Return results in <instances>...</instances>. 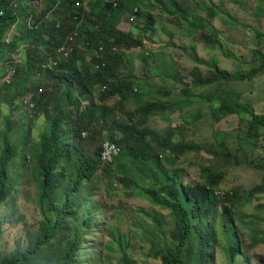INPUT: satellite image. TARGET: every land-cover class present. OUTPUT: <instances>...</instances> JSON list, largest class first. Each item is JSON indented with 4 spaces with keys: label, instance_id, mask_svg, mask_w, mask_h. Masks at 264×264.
Segmentation results:
<instances>
[{
    "label": "rangeland",
    "instance_id": "1",
    "mask_svg": "<svg viewBox=\"0 0 264 264\" xmlns=\"http://www.w3.org/2000/svg\"><path fill=\"white\" fill-rule=\"evenodd\" d=\"M82 1L84 5H88L94 0ZM142 1L140 8L148 11L153 18L152 21L148 18L146 25L153 24L156 27L155 33L147 42L148 49L135 48L126 51L129 62L125 63L122 69L128 77H132L133 82L143 85L144 94L127 101L120 100L119 96L103 100L93 91L90 106H97L106 119L91 129L93 133L90 130L83 131L85 134H81L80 140L77 141L79 151L84 156H92L94 149L100 146L104 139L110 138L107 124H134L135 130L139 134L143 133L146 139L150 136L147 133L150 130L164 136V139L173 144L189 142L203 147L204 150L200 153L186 152L182 156L177 154L176 156L180 157L174 165L183 182L201 184L206 180L207 173L214 171L216 164L222 165L216 156L208 152L209 149H220L217 141L222 140L232 152H237L240 163H231L226 167V175L215 187V193L217 196L232 192L239 195L240 200L235 197L232 199L233 204H224L232 208L231 218L235 219V226H232L239 230L240 243L234 234L236 230L224 225L222 204H215L212 217L217 246L212 264H264V243L253 246L247 235L249 226L246 227V223L250 222L249 216L260 215L262 219L257 221V229L264 232V211L259 213L258 209V205L264 204V169L248 164L256 157V151L253 150L252 143L244 137L245 123L240 124L236 115L218 120L213 114L216 103L207 99L211 95H222L224 90L233 91L240 94L243 101L253 105L256 113L264 114V73L252 81L192 87L195 79L206 80L211 73L217 72L216 69L218 73L234 75L258 68L261 55H264V0H181L180 12L178 10L173 13L157 0ZM29 8L36 9L39 14L44 9V0H31ZM26 9L24 7L23 11ZM133 13L132 18L130 14ZM133 13L127 15L124 31L130 30L137 34L139 28L144 26V19L138 16L137 11ZM189 22L203 24L205 35L199 30L189 32L192 29ZM150 31L143 28L140 34L146 38ZM14 35L15 33L10 32L6 42L10 43ZM23 44L27 45V42ZM11 56L17 59L14 64L8 60L9 57H3L0 62V132L6 116L9 115L10 137L13 145L17 144V147L13 149L7 166L8 178L4 183L6 194L0 203V263L27 251L43 220L38 211V186L32 180L30 162L27 158L25 162L22 159L26 151L21 138L29 130V139L35 142L38 135L50 126V122L46 121L47 113L41 112L39 105L46 88L53 82L51 71L49 72L44 64L43 76L39 77V73H33L29 80V84L37 80L43 92L40 95L31 93L35 106H26L23 102L24 96L18 95L17 92L22 88L21 78L15 77L18 72L11 71L15 68L16 71L20 69L24 72L27 64L34 66L35 62L28 60L26 51H14ZM89 56L90 54L82 59V65L89 66ZM183 89H189L194 94L192 105L186 108L184 114L167 110L148 116L138 113L142 116L141 119L138 118L136 111L151 98L174 101ZM80 99L81 108L87 107L84 94ZM62 106L65 109L71 108L67 101ZM46 112H49V109ZM33 114H37L36 117ZM114 133L119 137L124 132L119 128L115 129ZM65 148L70 157L75 159L73 143L65 141ZM158 160L161 168V171H158L162 172L163 178L171 176L173 168L163 157ZM108 165L109 163H101L92 178L81 185L77 198L74 197L76 203L73 208L76 212L65 222L66 227L70 226L73 230L74 226H78L83 232L79 252L80 264H120L118 243L110 246L113 237L111 225L118 237L120 234L126 238V243L121 245L127 247L131 264H163L150 251L153 248L152 240L149 241L150 238L143 236V227L147 226L153 230H148L149 234L156 237L155 240L160 242V246L169 245L170 232L174 228L173 216L166 208L131 196L126 190L125 182L120 180L119 174ZM104 169H108V172ZM153 183L150 180L143 183V186H154ZM260 187L263 192L256 191ZM59 206V203L55 204V208ZM46 215L53 224L56 212H46ZM242 215L247 218L242 220ZM154 218H157L156 222ZM64 243L65 235L56 233L47 247L48 254L53 255ZM240 244L242 252L233 261L231 247ZM107 247L112 248V251L108 252Z\"/></svg>",
    "mask_w": 264,
    "mask_h": 264
},
{
    "label": "trees",
    "instance_id": "2",
    "mask_svg": "<svg viewBox=\"0 0 264 264\" xmlns=\"http://www.w3.org/2000/svg\"><path fill=\"white\" fill-rule=\"evenodd\" d=\"M157 1L172 13L181 10V0ZM30 3L31 0H0V62L9 57L8 60L14 64L15 58L11 56V52L14 51L22 53L26 51L28 60L35 62L34 66L27 64L24 72L20 69L16 71L18 74L15 77H20L22 84V88L17 91L18 95L27 97L33 92L40 95L43 91L38 81L29 84L31 75L39 73L41 77L43 76V65L48 63L52 50L57 46L66 44L72 46V49L68 56L59 57L57 66L49 69L53 82L51 81L52 83L46 88L39 107L41 112L47 113L46 121L50 122V126L38 135L35 142L30 141L29 130L21 138L26 151L22 159L25 162L27 158L30 162L32 180L38 186V211L43 216V220L28 250L5 259L0 264H80L79 252L82 247L83 232L78 226H74L73 230L70 226L66 227L65 222L76 212L73 208V204L76 203L74 197L77 198L81 185L92 178L102 163L101 144L94 149L90 157L84 156L77 146V141L80 140L84 130L93 133L91 129L106 119L105 115L98 111L97 106L94 104L90 106L92 92L96 91L103 100L119 96L122 101L144 94L143 85L133 82L132 77H128L122 68L129 62L127 50L148 49L147 42L152 39L156 27L153 24L146 25L148 18L151 21L153 18L148 11L140 8L143 4L142 0H94L88 5H84L82 0H44V9L39 14L36 9L29 8ZM150 6L155 7L152 4ZM24 7L27 8L26 11H23ZM135 9L138 16L144 19L142 29L151 30L146 38L140 34L141 28L137 34L119 29L123 17L127 13H133ZM190 25L192 29L189 32L199 30L205 35L203 24L198 25L193 22ZM14 30L12 41L7 43L9 33ZM71 34H74L72 40L69 39ZM23 42H27V45ZM88 54L91 59L89 66L86 67L82 65V59ZM216 71L206 80L195 79L192 87L214 84L220 86L232 81H252L264 73V55H261L258 68L249 72L231 75L218 73L217 69ZM83 94L89 106L81 108L80 97ZM192 97L194 94L189 89L181 90L174 101L169 99L168 102L153 97L148 103L141 105L136 114L139 119L142 116L138 113L148 116L169 110L184 114L186 108L192 105ZM207 99L216 103L213 114L218 120L236 115L240 124L245 123L244 137L246 141L252 143L253 150L256 151L254 153L256 157L248 164L254 168L264 169V132H262L264 114L256 113L253 105L243 101L242 96L233 91L224 90L222 95H211ZM66 101L71 108L65 109L62 106ZM48 109L49 112H46ZM36 115L33 114L34 117ZM164 116L167 118L166 115ZM9 117L6 116L0 132V203L6 194L4 183L8 178L7 166L13 155V149L17 147V144L13 145L10 137ZM130 119L132 120L131 117ZM135 127L134 124L106 125L110 135L108 139L116 142L121 148L108 166L119 174V179L125 182L126 190L131 196L149 200L155 205L168 209L174 218L169 245L160 246V242L155 240L156 237L149 234L148 230L152 232L153 230L147 226L143 227V236L150 238L149 241L152 240L153 248L150 251L163 264H212L217 246V235L213 229V207L219 202L222 204L224 225L233 228L235 219L231 218L232 208L226 206L224 202L233 204L232 199L235 197L240 200L239 195L234 192L217 196L215 187L226 175L225 170L228 165L231 163L239 165L237 152H232L225 143L221 142L222 140H218L220 149H209L208 152L216 156L222 165L216 164L214 171L207 173L204 183L187 184L180 179L177 169H174L180 157L176 155L182 156L186 152L200 153L204 148L189 142L173 144L170 140L164 139V136H159L150 130L147 131L150 136L146 139L143 133L139 134L135 130ZM119 128L123 129L124 133L116 137L114 130ZM65 141L73 143L75 159L70 157L65 148ZM159 157H163L173 168L171 176L163 178L159 168ZM104 171L108 172V169ZM150 180L154 182V186L144 187L143 183ZM256 191L263 192V188H257ZM56 203L60 204L57 208H55ZM258 209L259 213H263L264 204L258 205ZM46 212H56L53 224ZM245 217L247 218L246 215H242V220H245ZM248 218L250 222L246 223V227L249 226L247 235L251 243L253 246L264 243V232L257 229L259 224L257 221L262 217L252 215ZM154 220L156 222L157 218ZM112 228L111 225L110 231L113 237L110 246H114L117 242L120 264H131L127 247L121 245L126 243V238L120 234L118 237ZM233 229L236 230L234 234L240 243L239 230ZM56 233L65 235V243L61 249L58 247L51 255L48 254L47 247ZM106 250L110 252L112 248L107 247ZM230 251L231 258L233 261L236 260L242 252L241 244L231 247Z\"/></svg>",
    "mask_w": 264,
    "mask_h": 264
},
{
    "label": "built area",
    "instance_id": "3",
    "mask_svg": "<svg viewBox=\"0 0 264 264\" xmlns=\"http://www.w3.org/2000/svg\"><path fill=\"white\" fill-rule=\"evenodd\" d=\"M136 11V9H135ZM134 14L132 15L133 18ZM74 34H71L69 36V39L72 40L74 39L73 37ZM72 49V46H68L66 44L57 46V48H54L52 50L51 53V57L48 61L47 64H45V68L48 69H52L53 67L57 66L58 64V59L59 57H66L70 54V51ZM17 61V59H15V62ZM11 73H16V69L14 68ZM11 73L9 74V76L11 75ZM38 76L40 77V74H38ZM41 91V90H40ZM23 102L26 106H31L34 107V103L33 100L31 98V96H27L23 98ZM83 135L85 134V132L82 133ZM121 148L120 146L110 140V139H104L101 143V152H100V160L102 163H110L114 160V157L116 156V154H118L120 152Z\"/></svg>",
    "mask_w": 264,
    "mask_h": 264
},
{
    "label": "crops",
    "instance_id": "4",
    "mask_svg": "<svg viewBox=\"0 0 264 264\" xmlns=\"http://www.w3.org/2000/svg\"><path fill=\"white\" fill-rule=\"evenodd\" d=\"M128 14H129V13H127V14L123 17L122 21H121L120 24H119V29L124 30L125 20H126ZM130 15L132 16L133 14H130ZM127 31H130V30H127ZM12 32L15 33V30L12 31Z\"/></svg>",
    "mask_w": 264,
    "mask_h": 264
},
{
    "label": "clouds",
    "instance_id": "5",
    "mask_svg": "<svg viewBox=\"0 0 264 264\" xmlns=\"http://www.w3.org/2000/svg\"><path fill=\"white\" fill-rule=\"evenodd\" d=\"M136 12V11H135ZM134 14V13H133ZM13 58H15L16 59V57H13Z\"/></svg>",
    "mask_w": 264,
    "mask_h": 264
},
{
    "label": "bare ground",
    "instance_id": "6",
    "mask_svg": "<svg viewBox=\"0 0 264 264\" xmlns=\"http://www.w3.org/2000/svg\"><path fill=\"white\" fill-rule=\"evenodd\" d=\"M198 26V25H197ZM201 97V96H200Z\"/></svg>",
    "mask_w": 264,
    "mask_h": 264
}]
</instances>
